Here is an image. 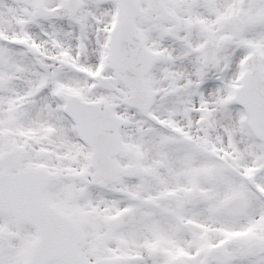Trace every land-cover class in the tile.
Listing matches in <instances>:
<instances>
[{
	"label": "snow or ice",
	"instance_id": "obj_1",
	"mask_svg": "<svg viewBox=\"0 0 264 264\" xmlns=\"http://www.w3.org/2000/svg\"><path fill=\"white\" fill-rule=\"evenodd\" d=\"M0 264H264V0H0Z\"/></svg>",
	"mask_w": 264,
	"mask_h": 264
}]
</instances>
